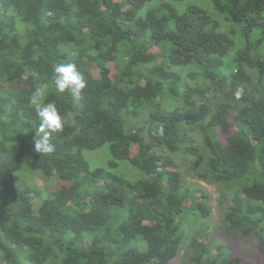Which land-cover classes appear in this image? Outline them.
Instances as JSON below:
<instances>
[{"label": "trees", "instance_id": "trees-1", "mask_svg": "<svg viewBox=\"0 0 264 264\" xmlns=\"http://www.w3.org/2000/svg\"><path fill=\"white\" fill-rule=\"evenodd\" d=\"M183 3L0 0V264H264V0Z\"/></svg>", "mask_w": 264, "mask_h": 264}, {"label": "clouds", "instance_id": "clouds-1", "mask_svg": "<svg viewBox=\"0 0 264 264\" xmlns=\"http://www.w3.org/2000/svg\"><path fill=\"white\" fill-rule=\"evenodd\" d=\"M52 83L58 93L63 94L68 91L74 99H79L87 82L74 63H60L54 68ZM242 94L243 88L238 89L235 93L237 98ZM43 101L44 94L40 89H37L30 97V103L40 121L37 128L39 136L34 138V150L40 155H52L56 150V146L52 142V134L62 131L64 121L54 103L45 104ZM157 132L163 135L162 128Z\"/></svg>", "mask_w": 264, "mask_h": 264}, {"label": "rangeland", "instance_id": "rangeland-1", "mask_svg": "<svg viewBox=\"0 0 264 264\" xmlns=\"http://www.w3.org/2000/svg\"><path fill=\"white\" fill-rule=\"evenodd\" d=\"M187 3H195V4L198 5V0H187ZM187 3H183L182 5L185 6V4H187ZM205 3H206V1H205ZM88 153H89V152H85V157H86V159H88L90 162L93 161V160H96V161H98V162H100V163H102V162L105 161V160H104V159H105V155H104L103 152H97V153H94L93 156H92V159H90V158L87 156ZM121 171L127 173V174L129 175V177H131V178L136 177V176H135V174H136L135 171L132 170L128 165H123V167L121 168ZM213 204H214V203H212V205H213ZM207 231L210 232V233H211V232L213 233V231H209V229H208ZM211 235H212V234H211ZM240 251H242V255H241V256H243L244 261H246L247 258H248V252L253 251L252 245H251L250 243L246 244V243L244 242V243L240 244ZM245 263H246V264H250L249 262H245ZM174 264H185V263H184V257H182L181 259L178 258Z\"/></svg>", "mask_w": 264, "mask_h": 264}]
</instances>
